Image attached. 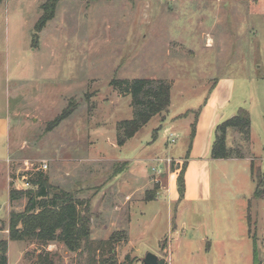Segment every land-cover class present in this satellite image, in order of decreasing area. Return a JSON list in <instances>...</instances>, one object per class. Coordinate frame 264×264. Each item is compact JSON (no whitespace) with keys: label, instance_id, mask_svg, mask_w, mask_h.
<instances>
[{"label":"rangeland","instance_id":"374dc122","mask_svg":"<svg viewBox=\"0 0 264 264\" xmlns=\"http://www.w3.org/2000/svg\"><path fill=\"white\" fill-rule=\"evenodd\" d=\"M46 1L0 0V117L11 123L9 162L0 166V242L8 243V264H38L47 254L54 264H144L149 253L169 264L170 252L160 250L165 238L174 239L172 264H254L255 243L264 264V198L255 196L259 188L264 196V0H61L54 20L37 31ZM139 79L171 84L172 107L119 147L118 124L134 109L111 84ZM222 79L228 94L218 91L207 126L247 109L252 141L232 130L227 141L246 160L218 161L211 149L199 176L207 197L172 204L161 191L171 172L180 174L186 158L176 157L189 137L177 132L184 119L170 120L189 113L195 121ZM71 103L78 104L73 115L47 131ZM122 171L123 187L143 185L140 173L142 191L120 193ZM37 172L89 202L91 212L96 200L88 248L10 240V214L23 212L27 199L8 194L27 190L23 176ZM152 193L158 199L147 201Z\"/></svg>","mask_w":264,"mask_h":264},{"label":"trees","instance_id":"16d2710c","mask_svg":"<svg viewBox=\"0 0 264 264\" xmlns=\"http://www.w3.org/2000/svg\"><path fill=\"white\" fill-rule=\"evenodd\" d=\"M61 0H47L42 6V14L36 26L37 31H42L52 21L57 12ZM101 1V0H89ZM111 1V0H106ZM137 1V0H128ZM118 92L132 97L134 118L118 124L117 143L123 147L145 127L153 117L168 112L172 99V86L163 80L139 79L133 82L113 81L111 84ZM77 103H71L56 119L50 123L51 131L63 120L67 119L78 107ZM200 113V112H199ZM192 127L190 147L184 166L178 175L177 185L180 195L179 200L185 198L186 171L188 159L193 141L197 132V121ZM251 115L245 108H240L237 114L218 126L216 140L212 147V158L215 160L244 158L241 148L230 149L228 146L229 131L235 130L248 142L251 135ZM31 188L27 190L12 189L11 200L27 199V205L23 212L13 211L10 214L9 238L15 242H34L41 246H47L54 242L63 243L71 252H81L84 247L90 246L92 212L89 202L85 203L75 198V195L61 187L50 183L44 172H37L28 180ZM262 184V182H260ZM261 188L256 192L257 198H264ZM155 194H149L147 201L155 200ZM119 233V232H118ZM117 233H113L107 243H113ZM125 235H127L125 233ZM124 236V235H123ZM40 258L38 264H54L49 255L45 260ZM108 260H102L101 264H108ZM0 264H8V243L0 242ZM254 264H263L258 256V248L254 246Z\"/></svg>","mask_w":264,"mask_h":264},{"label":"crops","instance_id":"0c3cea01","mask_svg":"<svg viewBox=\"0 0 264 264\" xmlns=\"http://www.w3.org/2000/svg\"><path fill=\"white\" fill-rule=\"evenodd\" d=\"M227 80H229V79H222L221 82L217 85V87H214V89H212V91L210 92V95H209V99L207 100V103L205 104V106L201 110V113H200V115L198 117L197 132H196L195 139L193 141L192 149H191V152H190V158L188 159V167H187V171H186V182H187V184H186L185 198L183 200H179L180 199V195L177 192V178H178V173L177 172H174V173L171 172L170 173L171 176H170V178L168 180L167 188L162 189V191H161L162 193L160 192V190L158 192L159 196H160V193L164 194L165 196L167 194H169V196H170V193H171L172 204H173L174 201H177V200L179 201L178 203L180 204V202H184V203L195 202L196 200H200L202 198H206L207 197V194H206L204 188L202 187V183H201V180H200L199 176H200V173L203 172V168L205 167V165L207 164V162L209 160L208 156H210L211 149H212L213 144L215 142V140L213 139V136H214L213 134H215V136H216V131H217L216 128L218 126V124H216V126H215L216 122L212 126H207V122L210 119L212 113L215 111V104H217L219 99L222 97L221 96L222 94L219 93L218 91L224 92L223 93L224 96H227V94H228V91H226L227 88L225 86V83L227 82ZM230 94H231V92H230ZM226 102H228V100ZM226 102H224V103L226 104ZM170 107H172V106H170ZM221 107H223L225 109V106L223 104H222ZM220 108L216 109V111L218 113L220 111ZM223 108H222V110H223ZM168 111H170V108H169ZM73 113L71 115H73ZM188 114L189 113L182 114V115L173 117L170 120V122L172 123V122H174L176 120L178 121L179 119H184L185 120V124L178 125V126H181V129L179 131H177V132L181 136V138L189 137V142H187V144H186V141L183 142L184 146L186 144L185 155H183V153H181L179 151V155L176 157L178 159L187 158L189 147H190V142H191L190 138H191V134H192V127H193V124L196 121V120L195 121L186 120V117H188ZM71 115L69 117H71ZM65 120H63V121H65ZM218 120H220V117H219ZM166 121H169V120L166 119ZM217 123H219V121H217ZM56 128H54V129H56ZM206 128H210V129H209L207 135L205 136L206 139L204 138V140H203L202 139L203 130L206 129ZM10 129H11L10 121L8 119L4 118V117H0V152L3 150V151H6V153H7V157L4 160L2 159V157L0 158V166L3 165V167L5 166V163L9 162V156H10V153H9L10 152V150H9L10 149V144H9ZM252 131L253 130H252V125H251V136L253 137ZM231 133H232V135H235V133H236V134H238L241 137V134L238 133L235 130H232ZM94 136L97 137V135H95V134H94ZM5 139L8 140V142H6ZM249 141H252V139L250 138ZM246 144H247V142H246ZM178 147H181V146L179 145ZM175 151H177V149H175L172 152H175ZM93 152H94V150H93ZM242 160L243 161L246 160V157H244L242 159L233 158V159H224V160H218V161H223V162H225V161L236 162L237 161V163H239ZM203 164H204V166H203ZM130 169H131V167H130ZM125 173L126 172H124V174ZM120 174L122 175V178L120 177ZM117 176H118L117 178L119 180H122V182H120L118 184V187H116L117 190H119L120 193H123V189H125V188L129 189L132 192V194H136V193H139L140 191H142V189L144 187L143 185L145 183V178H142L140 173H139V175H135V176H136V180L139 181V179H140V183L143 182V185H139V182H138V184L136 186H133L132 184H134V183H132L130 187H128V186H124L123 187V171L121 173H119V175H117ZM107 190L108 189L105 188V190L103 191V195L107 194ZM132 194H131V196H132ZM102 196L99 197L98 199L100 200V198H102ZM9 198H10V195L8 194V199ZM157 199H158V197L155 200H157ZM95 202H96V200L93 201V211L92 212H93V214L96 215L98 213V206L99 205H97L95 207V204H96ZM138 203H140V202H138ZM141 203H144V202L142 201ZM173 220H175L174 217H172V229L176 230V232H178V233H181L182 232L181 230H183V229H181V227L178 226L176 221L174 222ZM177 239H178V236L176 237L175 241ZM163 241H164V243H163ZM163 241L161 242V246H160L161 252H163V250H164V252H170L171 256H172V254L174 253V251H173V241H174V239L173 238H165Z\"/></svg>","mask_w":264,"mask_h":264},{"label":"water","instance_id":"95a60500","mask_svg":"<svg viewBox=\"0 0 264 264\" xmlns=\"http://www.w3.org/2000/svg\"><path fill=\"white\" fill-rule=\"evenodd\" d=\"M144 264H159V257L155 254L149 253L143 261Z\"/></svg>","mask_w":264,"mask_h":264},{"label":"built area","instance_id":"2783aa9c","mask_svg":"<svg viewBox=\"0 0 264 264\" xmlns=\"http://www.w3.org/2000/svg\"><path fill=\"white\" fill-rule=\"evenodd\" d=\"M42 169H44V170L48 169V165H47V164H44V165L42 166ZM23 179H24V185H25L26 187L31 188V184H30V182L28 181V180H29L28 175L23 176ZM29 188H28V189H29ZM167 263L172 264V256H171V253H170V255H169V258L167 259Z\"/></svg>","mask_w":264,"mask_h":264}]
</instances>
